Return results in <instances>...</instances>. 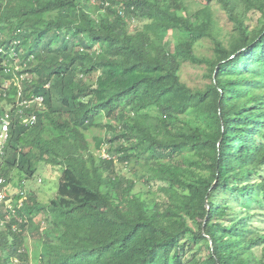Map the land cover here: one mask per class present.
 Listing matches in <instances>:
<instances>
[{"label": "trees", "instance_id": "16d2710c", "mask_svg": "<svg viewBox=\"0 0 264 264\" xmlns=\"http://www.w3.org/2000/svg\"><path fill=\"white\" fill-rule=\"evenodd\" d=\"M204 1L0 0V54L24 64L0 96V264H264V0ZM20 91L44 96L35 124ZM41 165L48 202L24 185Z\"/></svg>", "mask_w": 264, "mask_h": 264}, {"label": "rangeland", "instance_id": "374dc122", "mask_svg": "<svg viewBox=\"0 0 264 264\" xmlns=\"http://www.w3.org/2000/svg\"><path fill=\"white\" fill-rule=\"evenodd\" d=\"M202 3L205 4L206 1L204 0H185V4L189 6L193 11H196L197 8L202 5ZM181 12H183V10ZM219 18L221 21V25L224 26L227 32L233 29L232 24L229 22L226 14L223 11L219 12ZM165 35H166L165 37L172 39L173 36L176 35V32L171 31L170 33H167ZM198 52L199 54L210 55L212 53L211 43L209 41L202 42V44L198 46ZM16 66L17 67L20 66L19 61L16 64ZM205 68H206V64L197 65L194 62L186 63L185 67L183 68V77L193 87H204L205 84L212 81V78L205 75ZM95 79H96V76L93 75L90 79V82H93ZM2 105L5 106L6 109L8 108V103L5 100L1 101L0 99V106ZM108 145L109 144H107V146ZM104 152L106 151L104 150L103 153ZM106 157L109 158L108 155ZM119 168H122L123 173L131 175V171H130L131 169L127 165H124V166L119 165ZM39 172L40 173L34 178L25 181L24 185L26 186L28 195L34 193L37 195V197L40 200L44 202H48L50 201L51 198H53L56 195L60 173L58 169L52 168L50 166H44V165L40 166ZM11 186H14L17 191L19 190V188L24 187L21 181V176L18 173L13 175V182L11 183ZM136 190L142 191L141 193L144 192L143 194L144 197L147 195L151 197L152 195L151 193L147 194L148 192L147 187L140 182L137 184ZM226 218H227L226 222L230 224V219H229L230 217L227 216ZM191 224L193 225L192 222ZM255 224L257 226H261L260 217L258 215L255 218ZM194 227L196 229L198 228L196 225H194ZM194 249L195 250L197 249V245L194 246ZM263 250L264 249L262 246L255 248L258 258L262 257L263 252H264Z\"/></svg>", "mask_w": 264, "mask_h": 264}, {"label": "clouds", "instance_id": "9594fccd", "mask_svg": "<svg viewBox=\"0 0 264 264\" xmlns=\"http://www.w3.org/2000/svg\"><path fill=\"white\" fill-rule=\"evenodd\" d=\"M0 52H3V49H0ZM4 54H5V52H3ZM18 61H19V63H20V66L19 67H17L16 66V64L18 63ZM23 67H24V64L22 63V60L19 58V57H15L13 60H10L9 58H7V57H5V56H3L2 54H0V96H2V95H6L7 93H8V90L10 89V87L13 85V83H17L18 84V88L19 89H21L22 90V88H21V84L20 83H18L17 81H16V79L15 78H13V77H6L5 78V76H7V75H9V74H11V73H13L15 70H21V69H23ZM1 72H3L5 75H3ZM2 79V80H1ZM21 96V91H20V93H19V98H18V100H17V104H15L17 107H20V109L21 108H23L24 109V116L26 117V119L27 118H30L32 115H29V116H26L25 115V113H26V107H30V106H32V104L34 103V104H36V103H38V102H30L31 100H33L34 98H36V97H42L43 98V100H42V102L44 101V96H33V97H30V98H25V99H22V98H24V97H20ZM24 101H28V103H25V104H23V102ZM39 104V103H38ZM8 112H10L11 113V110L10 109H8ZM12 114V113H11ZM5 116V115H4ZM3 116V117H4ZM3 117L0 119V134H1V132L3 131V122H2V119H3ZM22 118V117H21ZM13 119H14V117H13V115H12V122H11V125H10V127H9V130H8V137H9V135H10V130H11V127H12V125H13ZM22 121H23V118H22ZM24 122V121H23ZM24 123H26V124H28L29 122L28 121H26V122H24ZM29 124H31V123H29ZM8 140V139H7ZM1 155V154H0ZM2 178H5V177H2ZM1 179V178H0ZM6 179V178H5ZM6 181H7V179H6ZM5 181V182H6ZM4 182V183H5ZM23 189L22 188H19V190L17 191L19 194H20V191H22ZM25 190L26 189H24L23 191L25 192Z\"/></svg>", "mask_w": 264, "mask_h": 264}, {"label": "built area", "instance_id": "2783aa9c", "mask_svg": "<svg viewBox=\"0 0 264 264\" xmlns=\"http://www.w3.org/2000/svg\"><path fill=\"white\" fill-rule=\"evenodd\" d=\"M121 14H124V11L121 10L120 11ZM43 98L42 97H36L34 98L33 100H31L30 102H38L39 104L42 102ZM25 103H28V101H24L23 104ZM19 114L20 116L23 118V121L26 122L28 121L29 123L31 124H35L36 123V117L35 116H31L30 118H27L24 116V109L21 108L19 109ZM2 122H3V131L1 132L0 134V154H3L4 152V146H5V142L7 141L8 139V130H9V127L11 125V122H12V114L10 112H7L5 114V116L3 117L2 119ZM108 154L106 152L102 153V156L107 158ZM109 157V156H108ZM6 181L5 178H1L0 179V184L4 183ZM24 191H20V194L21 195H24ZM7 195V192H6V189H3L1 192H0V200H2L3 198H5V196Z\"/></svg>", "mask_w": 264, "mask_h": 264}]
</instances>
